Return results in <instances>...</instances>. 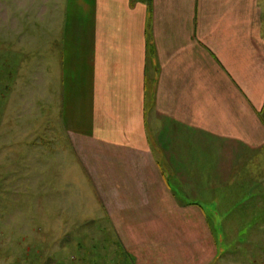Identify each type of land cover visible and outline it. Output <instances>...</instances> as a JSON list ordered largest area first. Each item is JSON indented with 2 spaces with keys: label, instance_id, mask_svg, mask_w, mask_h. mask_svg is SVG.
<instances>
[{
  "label": "crops",
  "instance_id": "obj_1",
  "mask_svg": "<svg viewBox=\"0 0 264 264\" xmlns=\"http://www.w3.org/2000/svg\"><path fill=\"white\" fill-rule=\"evenodd\" d=\"M43 4L60 7L45 70L69 134L106 148L144 193L244 182L264 156V0Z\"/></svg>",
  "mask_w": 264,
  "mask_h": 264
},
{
  "label": "rangeland",
  "instance_id": "obj_2",
  "mask_svg": "<svg viewBox=\"0 0 264 264\" xmlns=\"http://www.w3.org/2000/svg\"><path fill=\"white\" fill-rule=\"evenodd\" d=\"M44 1L0 0V264H264V156L214 193H144L68 133Z\"/></svg>",
  "mask_w": 264,
  "mask_h": 264
}]
</instances>
